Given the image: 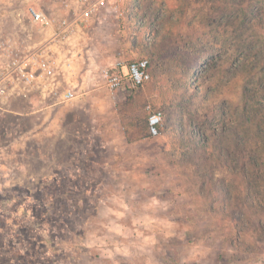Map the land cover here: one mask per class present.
Segmentation results:
<instances>
[{
	"label": "rangeland",
	"instance_id": "obj_1",
	"mask_svg": "<svg viewBox=\"0 0 264 264\" xmlns=\"http://www.w3.org/2000/svg\"><path fill=\"white\" fill-rule=\"evenodd\" d=\"M71 4L0 0V48L41 45L29 10ZM106 14L66 47L74 100L46 111L31 91L0 112V264H264V0ZM143 56L148 83L105 87L103 68Z\"/></svg>",
	"mask_w": 264,
	"mask_h": 264
},
{
	"label": "built area",
	"instance_id": "obj_2",
	"mask_svg": "<svg viewBox=\"0 0 264 264\" xmlns=\"http://www.w3.org/2000/svg\"><path fill=\"white\" fill-rule=\"evenodd\" d=\"M70 1L73 4L71 11L58 20L43 11L33 8L29 10L33 23L49 30V37L44 43L21 47L13 40H7L5 46L0 48V112L6 110L11 99L21 98L31 91H39L44 98H51L60 104L74 100L76 86L70 81L69 75L74 71L75 53H71L66 47L72 46L75 35L91 27L93 23L102 25L106 20V13L115 14L126 28L124 22L132 17L141 0ZM144 41L151 44L152 34L145 33ZM68 54H71L70 57ZM150 64L147 56L128 64L120 61L103 68L102 76L107 88L113 93L122 88L135 91L152 79ZM163 118L162 110H152L149 117L151 135L159 134ZM4 175L0 157V180Z\"/></svg>",
	"mask_w": 264,
	"mask_h": 264
},
{
	"label": "crops",
	"instance_id": "obj_3",
	"mask_svg": "<svg viewBox=\"0 0 264 264\" xmlns=\"http://www.w3.org/2000/svg\"><path fill=\"white\" fill-rule=\"evenodd\" d=\"M105 87H107L106 86V84H105ZM10 103V102H9ZM30 104L32 105V107H35V108H37V107H42V108H45L46 109V111H48L49 109H51V108H54V107H56V106H59V105H61L60 103H57L55 100H53V99H51V100H39V101H31L30 102ZM9 105H11V104H9ZM8 105H7V107H6V110L4 111V112H9V109H8ZM40 111V110H39ZM38 110L36 111V112H39ZM45 111V110H44ZM11 112V111H10ZM13 113H15V114H17V115H23V113L22 112H13ZM51 126H53V125H56L57 124V121L55 120V119H53V121H51ZM124 139L126 140V141H128V138H127V135H126V133L124 132ZM140 139H142V138H140ZM144 139H146V138H144Z\"/></svg>",
	"mask_w": 264,
	"mask_h": 264
},
{
	"label": "trees",
	"instance_id": "obj_4",
	"mask_svg": "<svg viewBox=\"0 0 264 264\" xmlns=\"http://www.w3.org/2000/svg\"><path fill=\"white\" fill-rule=\"evenodd\" d=\"M241 12H243L245 15H246V13H247V10L246 9H242V7H241Z\"/></svg>",
	"mask_w": 264,
	"mask_h": 264
}]
</instances>
